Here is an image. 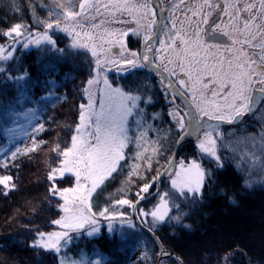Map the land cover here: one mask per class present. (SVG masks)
I'll return each instance as SVG.
<instances>
[{
	"label": "snow or ice",
	"instance_id": "obj_1",
	"mask_svg": "<svg viewBox=\"0 0 264 264\" xmlns=\"http://www.w3.org/2000/svg\"><path fill=\"white\" fill-rule=\"evenodd\" d=\"M52 3L55 8H49L46 19L37 17L29 3L33 23L42 26L43 31L33 29L23 19L0 30V37L5 38V43H0V74L21 93L11 99L6 92L0 93L4 97L0 100V109L8 112L21 103L28 87V69L13 72L8 68V62L16 59L17 46L25 50L36 48L43 53L56 52L61 56L75 54L78 57L84 53L91 57L87 61L90 75L82 87L87 103L79 105L78 123L70 145L64 149L59 145L53 148L60 159L47 177L48 196L62 201L57 204L62 214L51 221L54 230H37L29 247L38 253L41 250L54 253L58 264H101L98 259L69 260L63 250L75 237L98 234L101 219L109 221L108 232L113 238L123 241L126 234L114 229L113 222L120 219L128 228L136 227L131 217L119 211L125 205L138 213L136 219L153 235L160 225L172 222L190 229V225L183 224L188 215L183 206L202 202L213 176L212 170L197 159H181L178 164L169 159L163 172L157 170L152 180L140 187L135 202L121 198L97 208L94 195L100 194L98 190L102 191L105 181L118 171L120 161L125 159L124 149L131 140L130 118L138 133L137 147H143V151H137L136 158L143 160L149 169L152 166V157L144 155L148 148L141 143L152 130L141 102L151 104L152 97L143 96L135 81L127 89L114 87L108 73L115 70L123 75L136 68L167 73L166 77L162 76L161 84L166 95L172 96L170 103L174 107L168 115L175 125L176 144L195 136L198 152L221 169L224 162L218 149L223 133L218 124H237L245 115L264 111V0H168L167 7L162 6V0H78V10L76 0H52ZM12 6L19 10L15 0ZM178 9L182 10V16L177 15ZM113 24H134L135 27L113 28ZM53 30L71 37L67 50L57 47L50 35ZM129 33L142 38V52L128 49L124 38ZM41 70L49 74L54 71L47 66H42ZM54 84L53 80L46 81V85ZM48 91L51 96V88ZM176 97L190 103L182 108L176 103ZM158 116L154 113L151 119L156 120ZM209 121L218 123L213 126ZM43 130L40 124L33 132ZM252 141L255 148L257 138ZM258 142L259 154L257 151L243 153L237 167L244 172L258 168L264 176V134ZM41 143L43 141L33 138L31 147H17L10 158L27 155ZM152 152L158 154L159 149L153 146ZM244 164H248V168H244ZM0 167L8 165L0 160ZM140 167L132 165L129 177L140 175ZM65 174L74 177V186L61 189L57 180L63 179ZM164 176L168 177L171 191H157L154 195L158 200L152 209H137L140 200L153 195L151 189ZM13 181L11 175H0L4 195L15 189ZM252 183L249 172L244 184L251 187ZM155 255L159 264H166L165 258L171 256L163 244ZM231 255L228 253L223 258L224 264ZM149 258L147 253L141 257ZM175 260L183 264L181 257Z\"/></svg>",
	"mask_w": 264,
	"mask_h": 264
},
{
	"label": "trees",
	"instance_id": "obj_2",
	"mask_svg": "<svg viewBox=\"0 0 264 264\" xmlns=\"http://www.w3.org/2000/svg\"><path fill=\"white\" fill-rule=\"evenodd\" d=\"M12 2L13 0H0V30L7 29L23 19L33 29L43 31L42 26L33 23L29 3L39 18L46 19L49 8H55L52 0H15L19 10L13 8ZM53 38L58 48L67 50V41L63 35L57 34ZM0 43H5L4 37H0ZM125 44L129 50L141 52V37L129 33L125 37ZM17 47L18 51L14 53L16 59L8 62V68L13 72L28 69L30 76L23 98L26 96L29 99L21 106L16 104L11 110L17 113L28 108L38 109V104L49 97L48 88L53 89L59 100L54 105L43 107L41 111L44 130L35 138L43 143L39 144L37 150L10 160L7 168L0 167V175L13 176L16 185L7 195L3 194V186H0V264H58L54 253L42 250L38 253L29 245L37 230H54L55 226L51 221L62 214L57 207L62 201L48 196L50 182L47 177L51 167L56 166L60 159L53 148L59 145L64 149L70 145L73 130L78 123L79 105L87 103L82 87L90 75L91 70L87 62L90 58L84 53L77 57L75 54L61 56L59 53L50 52L52 58L48 60L47 56L36 48L25 50ZM42 66L54 71L51 74L43 72ZM133 73L125 77L114 74L115 81L112 84L127 89L135 81L144 95L149 92L152 103L145 105L141 102V105L146 108L147 114H159L156 120H152L159 153L151 156L150 169L146 163L141 164L138 169L140 175L129 177L127 168L120 164L118 171L105 181L102 191L98 190L100 194L94 195L93 201L97 208L107 206L121 198L135 202L140 187L150 182L157 174V170L162 172L166 167L178 139L174 122L168 115L169 110L174 107L170 103L171 94L166 95L163 85L156 79L150 81L153 89L148 90L146 88L148 82L142 71L136 68ZM48 80L55 81V84L46 85ZM5 92L8 99L21 94L11 81H6L4 75L0 74V93ZM3 99L4 97L0 95V100ZM181 107L183 108L182 105ZM8 112L0 109V147L5 143L1 120ZM257 114L258 111L238 127L220 128L223 138L230 141L237 137L259 138L260 132H264V117L257 121L254 117ZM219 143L221 146L218 151L224 162L221 169H217L212 161L193 147L195 142H185L179 148L177 161L197 159L204 167L212 170L213 176L202 202L183 206L184 211L188 213L183 224L190 225V229L172 222L160 225L155 234L165 250L181 257L183 264H224L223 258L228 253L232 255L227 264H264V176L257 169L241 171L237 167L241 156L228 146L224 147L222 141ZM243 167L248 168V164H244ZM249 172L253 183L251 187H246L244 180L249 176ZM166 181L167 177L160 181L159 192L171 191ZM57 185L61 189L72 187L74 177L65 174L63 179L57 180ZM155 190V187L151 189L152 193ZM156 198L154 195L151 199L143 201L137 209L145 211L152 209ZM123 212L136 224L135 228L127 230V224L120 221L121 224H125L126 239L118 241L113 238L108 232L109 221L101 219L100 232L92 237L79 236L75 247L80 246L88 253L97 251L105 264H156L155 254L158 250L156 243L138 226L132 208L125 205ZM147 219L151 220V217ZM115 223L114 221V229L120 232L123 229L119 230L121 224ZM140 237L148 240L146 250L142 254V256L148 254L150 258L147 260L141 259L142 256L133 260V252L139 246ZM165 261L166 264H177L172 257L165 258Z\"/></svg>",
	"mask_w": 264,
	"mask_h": 264
},
{
	"label": "rangeland",
	"instance_id": "obj_3",
	"mask_svg": "<svg viewBox=\"0 0 264 264\" xmlns=\"http://www.w3.org/2000/svg\"><path fill=\"white\" fill-rule=\"evenodd\" d=\"M77 10H78V8H77ZM177 15L182 16L183 15L182 10L178 9ZM111 27H113V28H131V27H135V25L134 24H128V25L113 24V25H111ZM51 32H52L51 34L53 36H56L57 34L63 35L67 41L66 48L68 49V45L71 42V37L68 36L64 32H59V31H54V30ZM113 51H118V49H113ZM44 54H45V56H47L48 60H51L52 56H51L50 52H47ZM89 58L91 59L90 56H89ZM133 70L134 69H132L129 73L134 74ZM129 73H127V74H129ZM114 74L117 76H120V77H125V75H127V74L122 75V74L116 72L115 70H113V71L108 73V78H109L111 83L115 81V75ZM114 87H120V86L115 85ZM146 88L148 90H152L153 89L152 84H146ZM51 91L53 94L51 96H49L48 98H44L43 101L38 104L40 108L39 107H38V109L37 108H34V109L28 108L26 110H23L22 112H17V113L14 110H11L1 120L2 136L4 137L5 143L2 147H0V160L4 161V163L8 164L10 162V160H12L10 158L11 153L13 151H15V149L17 147H19L21 149H24L26 147H31L33 144V138L35 141H37V139L35 137L38 134H40L41 131L39 133H36V132H33V129L38 127L40 124H43L42 116H40L43 107L54 105V103L59 100V97L56 95V93L53 92V89ZM143 96H145V97L149 96V92H147L145 95L143 94ZM28 99L29 98L25 96L23 98L22 102L19 103V105L20 106L23 105ZM141 107L144 108L145 113H146L147 123L149 125H151V129H152V130H149L147 132L146 137L144 138L143 141H141V143L144 147L148 148V151L145 152L144 155L145 156H153L154 153L152 152V147L154 146V147L158 148V144H157L158 139H157V135L154 133L155 128H154V124H153L152 119H151L152 114H147L146 108L142 105H141ZM254 117L257 121H260L261 118L264 117V111H258V114ZM246 119L242 120V122L245 121ZM129 129L130 130H129L128 134L131 137V140L128 142L127 147L124 149L125 159L120 161V164L123 166V168H127V172H130L132 170V168H131L132 165H141V164L145 163L143 160H138L136 158L137 151H143V147H141V148L137 147L136 136L138 135V133H137L135 123L132 120V118L129 119ZM262 134H264V132H260V136ZM252 138H257V143L255 145V148L253 147ZM145 141H147L149 143H145ZM151 142H155V144H152ZM194 142H195V144L193 147H196V140ZM222 145L224 147L228 146L232 151L237 152L238 155H240V156L245 152H251V151H257V153L259 154V149H260L258 137H256V136L250 137V138H248V137H245V138L239 137L238 138L237 137V138L232 139L231 141L223 138L222 139ZM189 160H192V159H189ZM176 162H177V164L179 163V161H176ZM256 169L259 170L258 168H256ZM166 177L167 176H165L164 178H166ZM166 185L169 186V188H171L170 183L168 181V177H167ZM157 200H158V197L156 198L155 204L157 203ZM119 211L123 212V207L119 208ZM120 221H121L120 219H117L115 222L120 223ZM100 225H102L101 221L99 223V227H100ZM121 228H123V229L121 230ZM126 229L131 230L132 228L130 229L127 227ZM119 230H121L120 232L125 233V224L119 225ZM72 235H74V237H75V234H72ZM78 239H79V236L77 238L75 237L74 240L69 245V247L67 249L63 250L69 260H80L81 258H83L87 262V261H92V260L98 259V260H100L101 264H105L103 258L100 256V254L97 251H94L92 253L91 252L88 253L85 250H83L82 247H80V246L75 247V245H77V243H78ZM147 243H148V240L145 237L144 238L140 237V240L138 243L139 246L137 247V250L133 252V260L135 258L142 256V254L146 250V245H148Z\"/></svg>",
	"mask_w": 264,
	"mask_h": 264
},
{
	"label": "water",
	"instance_id": "obj_4",
	"mask_svg": "<svg viewBox=\"0 0 264 264\" xmlns=\"http://www.w3.org/2000/svg\"><path fill=\"white\" fill-rule=\"evenodd\" d=\"M157 11H158V10H157ZM158 12H159V11H158ZM165 13H167V11H166ZM158 19H159V16H158ZM225 39H226V38H225ZM149 55H151V54H149ZM152 72L157 73L156 71H152ZM157 74H158V73H157ZM159 74H160L161 76H163V77H166V76H167V73H162V72H161V73H159ZM178 98L181 99L180 97H178ZM181 101H182V99H181ZM187 103H190V102H189V101H183L184 106H185V104H187ZM251 116H252V115H245L244 118H243V120L246 119V118H249V117H251ZM208 123L213 124V126H216L218 122L209 121ZM240 123H241V122H240ZM240 123H237V124L219 123L218 126H219V128H227V127H228V128H230V127H231V128H235V127H238V125H239ZM195 140H196L195 136H190V137H186V138H185V139H184L179 145L175 144V147H174V149H173L172 156H171L170 159H174L175 161H177V155H178L177 153H178L179 148H180L185 142H188V141L194 142ZM175 143H176V142H175ZM166 166H167V165H166ZM164 169H165V168H164ZM164 169H163V171H164ZM163 171H162V172H163ZM164 177H165V176H164ZM164 177H162L161 180H163ZM161 180H160V181H161ZM160 181H159V183H160ZM159 183H158L157 186L155 187L156 190L153 192V195L147 197V198L144 199V200H140V202H139V204L137 205V207H138L140 204H142L143 201H146L147 199H151V198L154 196V194H155L157 191L160 190V188H159ZM132 211H134V210L132 209ZM134 216H135V220H136L138 226L141 228V230L144 231V232H146V233H148V234L151 236L153 242L156 243L157 248H158L157 252H158V251H159V246H160V244H162V243H160L159 240L157 241L156 238H158V237L156 236V234L153 235V233L149 232L148 229H147L146 227H144V226L141 224V222H140L139 220L136 219L137 212H134ZM170 257L175 258V257H177V256L174 255V254H171ZM166 258H167V257H166ZM156 264H159V259H158V257H157V259H156Z\"/></svg>",
	"mask_w": 264,
	"mask_h": 264
},
{
	"label": "flooded vegetation",
	"instance_id": "obj_5",
	"mask_svg": "<svg viewBox=\"0 0 264 264\" xmlns=\"http://www.w3.org/2000/svg\"><path fill=\"white\" fill-rule=\"evenodd\" d=\"M162 6L163 7H167L168 6V0H162ZM159 11V10H158ZM166 12V11H165ZM164 15L167 17L168 16V12L164 13ZM141 42H142V38H141ZM158 46V45H157ZM143 50V42H142V48H141V52ZM146 69V70H145ZM138 70L142 71L143 75L145 76L148 84H150V81L153 80H157V82H161V78L162 76L160 74L154 73L152 71H149L148 68H138ZM152 84V83H151ZM161 84V83H160ZM178 87V86H177ZM170 97V96H169ZM170 99H172V97H170ZM190 102V101H189ZM176 103L180 104L184 107L183 101H181V99H179L178 97H176ZM253 116V115H252Z\"/></svg>",
	"mask_w": 264,
	"mask_h": 264
}]
</instances>
